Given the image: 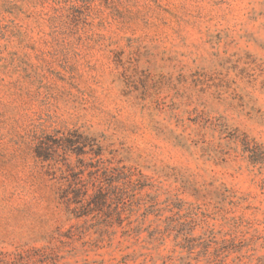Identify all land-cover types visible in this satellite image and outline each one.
<instances>
[{
    "label": "rangeland",
    "instance_id": "obj_1",
    "mask_svg": "<svg viewBox=\"0 0 264 264\" xmlns=\"http://www.w3.org/2000/svg\"><path fill=\"white\" fill-rule=\"evenodd\" d=\"M0 264H264V0H0Z\"/></svg>",
    "mask_w": 264,
    "mask_h": 264
},
{
    "label": "trees",
    "instance_id": "obj_2",
    "mask_svg": "<svg viewBox=\"0 0 264 264\" xmlns=\"http://www.w3.org/2000/svg\"><path fill=\"white\" fill-rule=\"evenodd\" d=\"M81 139H82V135L76 130L67 132L56 138H53L52 136L45 137L39 140L35 145V149H34L35 157L41 162L46 163L49 170L52 171V168L54 169V166L57 164L55 158L57 155L63 154L65 156L68 153H72V152H75L76 154L83 153L81 151L82 150L81 148L85 144L83 141H81ZM90 145L92 146L91 150H93L92 151L93 155L95 157L99 156L100 155L99 148L93 149L95 146L94 140L91 141ZM68 186L71 187L72 184L69 183ZM101 189L102 187H99V191H101ZM66 200L70 205L71 202L69 201V198Z\"/></svg>",
    "mask_w": 264,
    "mask_h": 264
}]
</instances>
